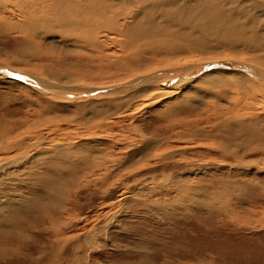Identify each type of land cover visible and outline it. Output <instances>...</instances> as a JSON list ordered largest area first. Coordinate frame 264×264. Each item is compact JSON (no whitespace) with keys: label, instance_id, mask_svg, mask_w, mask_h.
<instances>
[{"label":"rangeland","instance_id":"obj_1","mask_svg":"<svg viewBox=\"0 0 264 264\" xmlns=\"http://www.w3.org/2000/svg\"><path fill=\"white\" fill-rule=\"evenodd\" d=\"M12 14L0 11V63L26 70L37 79L51 83L56 81L47 73H42V66V69L48 68L64 74L81 73L88 65L78 61V56L81 55L79 59L84 63L87 58L95 60L96 54H99L54 23L38 27L36 32H32L34 38L26 37V33L2 25L9 19H17ZM101 48L103 53H110L112 58L118 54V46L114 44L107 43ZM8 70L5 65H0V129L4 124L12 125L22 117L35 118L32 116L34 108L36 112L37 108L42 110L44 106L48 108L46 105H51L55 112L50 115L55 116L76 110L74 104L66 107L61 99L50 97L52 92L49 90L39 94L36 90L23 87V79ZM2 76L15 83L6 82ZM64 85L68 83L60 84ZM176 99H162L164 101L155 103L146 109L148 114L133 124L129 125L130 121L125 118L114 125L103 126L102 130L108 133L101 129L90 131L79 124L74 126L73 123L60 122V133L52 132V127L57 129L58 124L43 123L37 125L35 135H32V130H29L28 135L40 139H44L45 135H50V138L62 137V143L65 144L98 136L99 139L86 148L88 152L94 153L91 152L92 156H98L91 159L101 161L108 158L111 163L123 165L126 163L127 140H136V128L145 136L160 137L178 134L181 130L188 133V124L182 121L202 118L196 125L199 127L202 124L204 126L205 117H211L210 105L207 104L215 97L197 103L192 97L188 101ZM185 103H188V107H185ZM205 127V130H210L208 126ZM187 138L185 141L170 143L162 151L161 155H164L170 150L172 158L165 159L161 155L152 157L151 154V157L135 163L131 168L107 166L106 172L109 174H105L103 181L106 180L102 183L93 179L91 183L81 185L85 181L80 180V173L92 168H88L89 161L83 165L71 161L76 169H73L74 175H69L75 181L73 186L66 177V168L69 166L64 163L62 166L57 165L49 158H41L45 153H51L42 152L45 150H29V155L34 157L26 163L3 167L0 172V241L5 237V232L14 234L17 239L13 235L10 242L5 240L4 244L0 243L2 249L12 250V256L3 257L0 264H36V248L45 244V236L48 234V226L42 228L45 223L41 222L61 209L63 213L55 222L70 223L67 224L70 226L69 235L80 232L78 235H82V239L85 237L84 229L96 225L94 231L97 241L95 239V242L86 246L89 264H135L142 258L148 264H264V202L260 199L264 193V169L232 164L238 162V159L212 146V139L208 142ZM179 146H186L183 152H180L182 149H173ZM76 150L82 149L78 147ZM76 150L72 156L69 155L70 159L74 160L73 157L80 155ZM95 150L104 154L96 155ZM4 156L0 151V158ZM90 173V177L98 178L102 176L103 170L93 169ZM62 180L65 183L62 184ZM44 186H47L46 191ZM56 186H61L57 192ZM64 187L67 189L64 190ZM13 207H20L25 213L11 217L8 212ZM109 218L113 222L105 226ZM8 220L17 222L11 225ZM102 225L104 227L99 228ZM59 256L54 255L57 259Z\"/></svg>","mask_w":264,"mask_h":264},{"label":"bare ground","instance_id":"obj_2","mask_svg":"<svg viewBox=\"0 0 264 264\" xmlns=\"http://www.w3.org/2000/svg\"><path fill=\"white\" fill-rule=\"evenodd\" d=\"M0 11L16 15V20L9 19L2 25L24 32L26 37L34 38L32 32H36L38 27L54 23L99 52L95 60L87 58L84 63L79 59L81 55L78 56V61L88 65L81 73L64 74L48 68L42 69V66V73H47L56 81L51 83L37 79L26 70L0 63L14 72L13 75L23 79V87L36 90L39 94L49 90L52 92L50 97L61 99L66 107L69 104L76 106L73 112L69 110L55 116L50 115L55 112L53 107L46 105L49 107L42 106V110L37 108L36 112V108L33 109L32 116L35 118L22 117L12 125L4 124L0 129V151L6 156L0 158V172L3 167L26 163L34 157L29 155L28 151L37 149L51 152L45 153L47 157L42 155L44 157L41 158H49L57 165L62 166L64 163L69 166L66 168V177L73 186L75 181L71 179L73 176L69 175H74L76 169L71 161H78L79 165L89 161L88 168H92L80 173V180L85 181L81 185L91 183L93 179L102 183L106 180L103 181L105 174H109L106 172L107 166L131 168L135 163L151 157V154L152 157L160 156L170 143L185 141L187 137L208 142L212 139V146L238 159V162L232 163L236 166L253 165L264 169V0H0ZM107 43L118 46V54L113 55V58L110 53L102 51L101 47ZM75 57L77 58V55ZM93 79L96 81L93 82ZM6 80L15 83L8 78ZM61 83L68 85L60 86ZM189 97H192L195 103L215 97L209 104L206 103L210 105L211 117H205L204 126H196L198 120L202 119L199 117L193 121L184 120L182 122L188 124V133L181 130L178 134L160 137L145 136L134 128L137 137L136 140H127L126 163L123 165L111 163L108 158L101 161L91 159L95 156L86 148L99 139L97 135V138H81L67 144L62 143L64 139L58 136L50 138V135H45L44 139H40L28 135L29 130L35 135L37 125L43 123L58 124L57 129L52 127L54 133H60V122L73 123L74 126L79 124L90 131L102 130L103 126L114 125L118 120L125 118L130 121V125L148 114L146 109H150L155 103L176 98L188 101ZM185 107H188V103H185ZM205 126L210 130H205ZM102 131L108 133L107 130ZM78 147L82 150H76ZM185 147L173 149H182L180 152H183ZM75 150L79 151L80 155L72 160L69 155L72 156ZM171 153L169 150L161 156L165 159L172 158ZM102 154L104 153H96L99 156ZM115 168L114 171H117ZM93 169L103 170L102 176L90 177ZM47 186H44L45 191ZM262 189L264 190V187ZM260 199L264 202V193ZM61 210H56L41 222L45 224L40 226V230L47 225L48 234L45 236V244L35 247L38 250L36 264H89L86 246L95 242L96 225L84 229L85 237L82 239V235H78L80 232L69 235L70 226L67 224L70 223L55 222L63 213ZM9 211L11 217L25 213L20 207L9 208ZM112 220L109 218L104 223L105 226L108 222H113ZM16 222L8 220L11 225ZM102 227L104 226L99 228ZM5 234L1 244H4L5 240L10 242L14 235L7 232ZM13 237L17 239V236ZM1 244L0 259L10 255L12 251L11 248L2 249ZM61 252L62 255L59 256ZM57 254L58 259L54 257ZM135 264L148 263L142 258Z\"/></svg>","mask_w":264,"mask_h":264}]
</instances>
